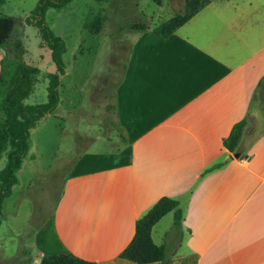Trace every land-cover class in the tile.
Masks as SVG:
<instances>
[{
  "label": "crops",
  "instance_id": "crops-1",
  "mask_svg": "<svg viewBox=\"0 0 264 264\" xmlns=\"http://www.w3.org/2000/svg\"><path fill=\"white\" fill-rule=\"evenodd\" d=\"M133 33L113 104L126 142L78 156L24 263L72 253L137 264L119 253L168 196L181 233H158L171 211L151 237L182 264H264V0H211L167 38L152 27ZM243 118L230 152L223 140Z\"/></svg>",
  "mask_w": 264,
  "mask_h": 264
},
{
  "label": "rangeland",
  "instance_id": "rangeland-1",
  "mask_svg": "<svg viewBox=\"0 0 264 264\" xmlns=\"http://www.w3.org/2000/svg\"><path fill=\"white\" fill-rule=\"evenodd\" d=\"M38 0H7L0 11L19 19L16 30L26 50L24 60L38 69L25 104L47 100L48 76L56 72L50 49L38 28L29 22ZM184 0H72L61 9H49L44 22L66 46L62 56L65 70L59 76V102L52 113L30 130V148L16 171V182L0 215V264H25L33 256L34 236L53 214L58 194L71 174L78 156L89 150L123 144L119 136L114 104L131 43L129 25L145 22L154 27L179 12ZM102 15L98 33L86 24ZM0 47V69L4 56ZM6 153L0 157V170ZM171 215L158 226L169 232ZM168 264H182L168 247ZM35 264V263H32ZM183 264H193L188 257Z\"/></svg>",
  "mask_w": 264,
  "mask_h": 264
},
{
  "label": "trees",
  "instance_id": "trees-1",
  "mask_svg": "<svg viewBox=\"0 0 264 264\" xmlns=\"http://www.w3.org/2000/svg\"><path fill=\"white\" fill-rule=\"evenodd\" d=\"M71 1L38 0L29 20L38 28L41 39L50 49L51 60L56 68V72L50 73L48 76L47 100L44 103H24V99L31 92L38 69L24 60L26 50L16 30L19 19L0 13V47L4 49V56L8 60L6 62L4 58L2 59L0 69V157L7 150L5 166L0 170V215L5 200L10 196L11 187L16 182L15 173L30 148V130L39 120L52 113L59 102V76L65 70L62 56L66 46L65 42L55 36L45 24L44 15L47 10L61 9ZM210 1L184 0L183 8L179 12L152 27V30L160 38H167ZM101 20L102 15L96 14L93 21L97 25L89 22L86 24L87 29L92 33H98ZM150 27L143 21L133 22L129 25V29L132 31H144ZM125 69L126 64L123 65V70ZM258 85L264 88V75ZM110 108L115 110L113 105ZM245 124V118L236 122L223 140V146L230 152L236 150ZM118 131L120 138L126 142L123 130L118 127ZM61 195L62 191L57 196L56 204ZM171 211H173L172 227L180 234L182 211L179 202L171 197L162 196L136 221L134 235L129 244L119 253V257L137 264L152 262L168 264V247L164 244H155L151 237V230L165 214ZM28 262L26 263L28 264ZM41 264H95V262L85 260L72 253H63L46 256L42 259Z\"/></svg>",
  "mask_w": 264,
  "mask_h": 264
},
{
  "label": "water",
  "instance_id": "water-1",
  "mask_svg": "<svg viewBox=\"0 0 264 264\" xmlns=\"http://www.w3.org/2000/svg\"><path fill=\"white\" fill-rule=\"evenodd\" d=\"M233 156H234V157H237V156H238V153H237V152H235V153L233 154Z\"/></svg>",
  "mask_w": 264,
  "mask_h": 264
}]
</instances>
